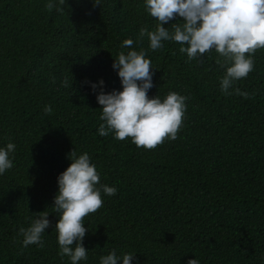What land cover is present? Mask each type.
Wrapping results in <instances>:
<instances>
[{
    "label": "trees",
    "instance_id": "16d2710c",
    "mask_svg": "<svg viewBox=\"0 0 264 264\" xmlns=\"http://www.w3.org/2000/svg\"><path fill=\"white\" fill-rule=\"evenodd\" d=\"M46 4L0 0V147L16 145L0 175V264H70L51 208L73 150L89 154L100 184L117 188L83 220L81 264L112 250L135 254L136 264H264V49L234 85L248 97L225 95L218 53L189 60L176 42L152 51L140 38L157 26L144 0H66L63 12ZM126 39L151 60L150 98L187 97L177 138L151 149L100 136V106L83 85L103 79L106 92L120 90L111 65ZM43 211L44 247H24L20 229Z\"/></svg>",
    "mask_w": 264,
    "mask_h": 264
},
{
    "label": "clouds",
    "instance_id": "9594fccd",
    "mask_svg": "<svg viewBox=\"0 0 264 264\" xmlns=\"http://www.w3.org/2000/svg\"><path fill=\"white\" fill-rule=\"evenodd\" d=\"M65 2L47 0L46 7L63 12ZM100 2L93 0L94 5ZM144 5L149 16L156 18L157 26L151 31L141 28L139 35L147 38L152 51L162 48L166 41L178 43L179 52L186 54L189 60L215 51L223 58L221 92L248 97L247 92H241L234 85L254 70V53L264 49V0H144ZM177 17L182 22L170 28L163 26ZM134 43L133 39L124 40L121 48L128 51H120L111 65L119 78L120 90L106 92L103 79L85 80L83 85L91 90L100 106L103 121L98 128L100 136L111 134L118 140L131 138L137 147L151 149L166 137L177 138L187 97L176 92H169L163 99L159 95L149 97L154 86L151 60L146 58V51H137ZM43 111L51 113L52 108L45 105ZM15 148L11 142L0 147V175L13 167L10 154ZM67 159L69 166L56 177L57 192L51 209L58 217L54 231L59 255L68 257L70 264H81L87 261L89 253L83 246L88 231L83 220L102 206V192L114 196L117 188L100 184L97 167L87 152L77 154L73 150ZM48 217L44 211L31 214L29 226L20 229L24 247H44L43 237L51 227ZM98 264H136L135 254L117 255L116 250H112L100 256ZM187 264H199V260L190 259Z\"/></svg>",
    "mask_w": 264,
    "mask_h": 264
}]
</instances>
